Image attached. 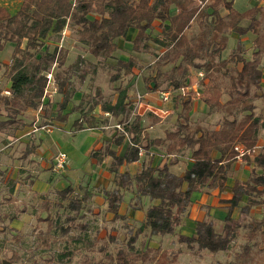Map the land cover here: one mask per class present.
<instances>
[{
	"label": "trees",
	"instance_id": "1",
	"mask_svg": "<svg viewBox=\"0 0 264 264\" xmlns=\"http://www.w3.org/2000/svg\"><path fill=\"white\" fill-rule=\"evenodd\" d=\"M233 1L20 0L15 13L0 6V49L7 42L13 44L6 66L9 94H3L0 87V133L33 125L25 122L23 114L38 108L46 88L45 74L52 68L55 70L56 91L62 95L56 118L65 121L66 114L62 111L67 109L76 93L70 83L71 76L77 74L80 83L84 82L88 74L95 73L98 66L114 57L118 50L117 41L125 39L132 30L136 31L131 40L133 52L149 53V40L163 49L153 63L152 75L145 79L153 84L152 90H159L164 83L175 90L185 87L192 70L203 74V82L211 83L210 91L214 97L203 101L210 114L211 111L221 114L219 124L215 128H207L191 122L192 94L187 97L175 94L172 98L180 100L176 125L174 130L165 132L163 138H151L144 132L142 116L134 115L130 119L133 103L125 88H117V98L111 102L103 100L97 87L92 96L82 95L79 103L71 107V111L79 115L72 123L76 130L98 126L97 117L93 114L95 108H99L102 115L112 117L115 123L123 124L122 130L113 124L110 140L89 153V159L99 163L110 157L108 169L113 174L114 186L102 188L101 192L113 219H125L118 212L123 202L122 191H131L136 203L131 206L134 210L141 209L142 197L156 201L146 208L140 226L129 237V251H133L134 243L144 229L149 236L173 235L188 213L193 192L223 191L232 163L236 160V146L245 151L242 161L249 166V175L245 180L235 179L230 187L231 197L219 200L226 208L220 230H216L212 220L203 218L192 223V234H178L177 239L188 247L195 246L198 251L206 250L213 254L227 251L239 233L240 215L246 216L252 207L264 206V143H258L261 131L264 141V114L256 115L254 104V100L262 95L257 91L261 90L263 74L264 0L244 11H238ZM156 21L160 33L152 37L150 30ZM67 27L76 33L77 42L94 61L78 56L73 64L58 70L65 63L67 50L58 44L50 49L48 39L53 34L55 41L59 42L62 31ZM231 35L236 37L237 44L226 57H222ZM246 35L252 37L250 58L245 57L241 44V37ZM136 65L134 56L126 60L117 59L113 65L116 74L111 80L132 75ZM167 66L169 68L164 70ZM223 95L227 96L225 101L220 100ZM151 116L153 123L160 121V118ZM125 138L128 143L122 152H117L116 148ZM152 147L164 149L168 158L157 165L151 157L148 163L142 162L141 168L134 173L120 171L122 166L140 160V150L148 153ZM184 151L190 154V162L182 173L174 172L172 167ZM57 195L61 200H67L65 207L74 214H67L58 224L53 223L49 216L39 220L48 221L49 231L55 228L63 235L73 229H86L85 224L77 220L84 203L93 194L85 190L80 197L74 187L68 185L57 191ZM235 209H239L238 217L234 216ZM10 219L13 221L16 216L12 215ZM246 226L248 242L243 245L244 254L251 249L249 242L258 235L264 241V215ZM149 252L152 255L147 264H166L164 257L162 261L159 258L158 248L147 247L141 253V259L146 260ZM135 259L128 262L126 250H120L114 257L106 254V260L98 264H136Z\"/></svg>",
	"mask_w": 264,
	"mask_h": 264
},
{
	"label": "rangeland",
	"instance_id": "2",
	"mask_svg": "<svg viewBox=\"0 0 264 264\" xmlns=\"http://www.w3.org/2000/svg\"><path fill=\"white\" fill-rule=\"evenodd\" d=\"M17 1L18 0H0V6L5 7L10 13H15L19 8ZM259 2L260 0H234L233 5L238 11H244ZM246 23L247 21L244 22V24ZM158 25L159 23L156 21L152 30H150L152 37L160 33ZM135 33L136 31H130L125 39L118 40V50L115 52L114 57L106 60L103 65L98 66L95 73L88 74L84 82L80 83L77 74L71 76L70 83L76 93L68 104L67 109L62 111V114H66V119L61 126L62 129H54L56 138L54 139V146L52 147L53 152L58 150V152L65 153L68 162L62 170L55 171L52 161L56 153L50 158V162L48 163L50 167L49 169L46 168V170L48 169V171L52 173L54 179L51 189L45 193H36L33 192L31 186H28L29 184L26 183L27 185L25 187L19 186L16 192H14V190L9 192L10 185L0 183V264H64L67 262L71 264H98L106 260V254H110L114 257L120 250H126L128 262L136 258V264H147L149 263L148 260L152 253H148V258L146 260L140 257L141 253L145 252L147 247L152 249L158 248L160 252V255L158 254L159 258L162 261L164 257L163 262L166 264L264 263V241L262 242V238L259 235L249 242L250 251L247 254L243 253V245L248 242L245 236L248 230L246 225L252 220H260L262 218L264 215L263 205L252 207L249 214L246 216L240 215L241 226L239 228V233L233 239L229 249L224 252L213 254L206 250L198 251L195 246L188 247L184 243H180L177 237L178 234L189 235L193 233V225L187 221L189 219L206 218L212 220L216 230L219 231L226 209L220 210L221 207H216V209L210 210L211 207L206 206L201 208L200 212H193L192 218L188 216V212L179 226L176 227L173 235L152 237L149 236L147 230L144 229L137 237L133 251H129L127 248V241L143 220L141 219V212L131 209V206L136 205L132 198L131 191H122L124 201L119 214L125 216V219L118 218L114 220L112 215L108 213L106 205L94 199L96 195L103 197V195H101L102 186H96L93 178L91 179L93 173L90 169L93 170V167L88 165L91 159H89V156L85 153L97 132L81 131L75 132L74 135L71 134V131L74 129L72 123L79 116L77 112L71 111V107L79 103L81 96H92L95 89L98 87L101 90L103 100L114 102L118 94L117 88H125L127 89L129 99L133 101L136 92H140L144 96L143 101L149 102L152 107H160L167 112V115L160 118V121L157 123L152 122L153 117L151 115L153 114L150 115V113L145 112V115L142 116V124L145 127L144 132L151 138H156L158 136L163 138L165 132L174 130L176 116L180 110V105L178 104L180 100H176L175 98H171L168 102H161L159 100V91L167 90L170 87H166L164 83L159 90L154 91L152 90L153 84L145 81L146 78L152 75L153 63L156 56L163 49L149 40L148 44L151 47L149 53L133 52L131 50V40ZM55 39V35H50L48 39V46L50 49L58 44L63 49L67 50L65 63L58 70L65 69L73 64L78 56L83 57L85 60L94 61V59L87 54L85 48L77 42V35L72 29L68 27L65 28L62 31L59 42H56ZM251 40L252 37L250 35L241 37L244 55L247 58L251 56ZM236 42V37L234 38V36L231 35L228 40L227 49L223 51L222 57H226L235 48ZM12 51L13 44L10 42L5 43L2 49H0V87L2 89L8 85L6 66L10 61ZM129 56H134L137 60V65L133 70V74L122 76L118 80L112 81L111 77L116 74L113 68V65L116 64V60H126ZM84 64L86 65V63ZM261 67L263 73L261 90L257 91V93L262 95L254 100L256 115L264 114V58L261 60ZM168 68L169 66L164 67V70ZM54 71L55 70L52 69L53 77ZM191 72L188 83L193 84L196 82V89L198 88L199 94L197 95L195 92L191 91L193 106L190 121L198 122L207 128H215L221 120V114L211 111L210 115L209 109L203 101L204 98L212 99L214 97L213 93L210 91L211 83L207 80L203 82L202 79H200V75L195 70ZM53 85L56 88L55 83H53ZM46 92V97L40 100L39 106L35 109V112L27 115L26 113L23 114L25 121H31L33 124L41 125L51 124V121L56 119L57 107L58 103L61 101L62 95L53 90L52 86L48 87ZM188 95L189 94L185 96L187 97ZM226 99V95L220 98L221 101H225ZM84 107L87 108V104H85ZM93 114L97 117V121L99 122L97 123V128H100L102 124L108 125V129L102 131H108L107 135L111 136L113 133L111 126L115 123V120L109 115H101L96 108ZM132 117L131 115L130 119H132ZM53 123L55 124V120ZM151 125L155 127L150 131H146ZM75 130L76 129H74V131ZM259 138L258 143L262 145L264 143L263 131L260 132ZM48 143L51 144L52 140L48 139ZM127 143L128 140H126L125 145ZM125 145L116 148V151L122 152ZM10 147H13V145ZM150 150L151 151L148 153H140L141 162L138 161L137 169L134 165H131L128 167L129 172L134 173L141 168L142 162L148 163V159H150L148 154H150V152H154L153 154H159L160 156L155 160L152 156L154 164L158 165L165 158H168L165 155L164 149L160 147H152ZM255 150L258 151L259 149L255 148ZM19 154L20 152H18L17 155L6 154L1 156L2 154H0V163L9 167H15L16 157L19 156ZM145 154H147V158ZM187 154H189L187 151L181 154V161L178 160V163L172 167L174 172L186 167ZM235 159L239 161V165L235 171H240V176L242 178H247L249 172L246 168H249V166L242 161V157H235ZM17 160H20V158ZM21 166L24 165L21 164ZM31 167H35L34 170H36V172L39 171L38 165H32ZM234 169L235 167L231 166L229 176L233 175L232 172ZM68 185L74 187L75 192L80 197L84 195L87 189L91 190L95 195L84 203V207L79 213V218L77 220V222L85 224L86 229H73L67 235H63L55 228L49 231L48 221L39 219H44L46 216H49V218L53 220V223L57 222L58 224L62 222L67 214H74L66 209L65 205L67 204V200H61L57 195V191ZM112 186L113 184L111 182L110 187ZM200 196L201 193L195 191L191 194V200L193 202L197 201ZM244 202L245 198L242 204H244ZM142 204L143 206L149 205L147 200L142 202ZM238 212L239 209H235V217L239 216ZM12 215L16 216V219L13 221L10 219ZM110 237H112V239H110ZM253 242H258L259 244L254 245ZM258 249L259 252L257 251ZM113 264H115V262H113Z\"/></svg>",
	"mask_w": 264,
	"mask_h": 264
},
{
	"label": "crops",
	"instance_id": "3",
	"mask_svg": "<svg viewBox=\"0 0 264 264\" xmlns=\"http://www.w3.org/2000/svg\"><path fill=\"white\" fill-rule=\"evenodd\" d=\"M17 2L20 5V0H18ZM132 32H133V30H132ZM5 88L8 89V85ZM96 109L98 112H100L99 108H96ZM33 112H35V110L30 109V110H28L26 115L29 113H33ZM102 114L103 113H101V115ZM54 120H55V124L53 123ZM54 120L51 121V124L54 125V128L50 132H46L43 130L31 132L32 126L26 125L22 129L9 130V131H5V132L0 133V154H2L1 156L6 155V154H16L17 155L18 152H20L19 156L16 157V163H15L16 166L15 167H12V166L9 167L5 164L0 163V183L9 184L10 185V187H9L10 191L9 192H11L12 190H14V192H16V190H18L19 186L25 187L27 184H29L28 186H31V189L33 190V192H36V193L37 192L38 193H45L51 189L54 179H53L52 173L50 171H48V169L50 167V165L48 163L50 162V158L53 157V155L58 152V150L55 152H53V150H52V147L54 146V139L56 138V136L54 135V131H55L54 129L55 128L56 129H62L61 126L65 122V121L59 120L58 118H56ZM25 122H27V121H25ZM28 123H31V121L27 122V124ZM154 127L155 126L151 125V127L147 128L146 131H150ZM104 129H108V125L104 124V125L100 126V128L95 127V128L75 130V131L73 129V131H71V134L74 135L75 132H81V131H91L92 133L97 132L95 134L94 139L90 143L88 150L85 153L87 156H89V153L92 150H97V149L101 148L105 144L106 141L110 140L111 136L107 135L108 131H106V132L102 131ZM48 139L52 140L51 144L48 143ZM126 140H128V139H124L122 145L117 147V148L123 147L125 145ZM12 145H13V147H10ZM9 151H11V152H9ZM153 153L154 152H150V154H148L150 156V158L153 156V159L155 160L156 158L160 157L159 154H153ZM73 154H75V153H73ZM145 157L147 158V154H145ZM18 158H20V160H17ZM178 158L181 161L182 156L179 155ZM186 158H187L186 159L187 163L189 164L190 154H187ZM139 161L141 162V160H139ZM109 163H110V157H105L100 163L96 162L94 160H91V162H89L88 165L93 167V170L90 169V171L93 173L91 179L93 178L96 186L101 185L102 188L104 187L106 189H110L114 186L113 185L112 187H110V184H111L112 178H113V174L109 172V169H108ZM137 163L138 162H136L134 164H130V165H124L120 168V171H129L128 167L131 165H134V167L137 169ZM21 164H23L24 166H21ZM32 165H38L39 171H41V172H39V171L36 172V170H34L35 167H31ZM238 165H239V161H237V160L234 162V164H232V166H234L235 169L232 172L233 175H230L228 177V179L226 181V187L223 191H219L218 189H213L210 191H201L200 192L201 193L200 198L197 201H194V202L191 201V204L188 208V212H189L188 216L189 217H191L193 215V212H197V211L200 212L201 208L206 207V206H210L211 207L210 210H214V209H216V207L217 208L221 207L220 210L226 209L225 204H221L219 202V200L220 199L226 200V199H229L231 197L230 187L232 186L235 179H241V180L246 179V178H242L240 176V171L239 172L235 171L236 168L238 167ZM90 166H89V168H90ZM46 168H48V169L46 170ZM184 168L178 170V172L182 173ZM23 169H25V170H23ZM246 169L249 172V168L247 167ZM130 173H132V172H130ZM87 190L93 194L92 197L95 195L91 190H89V189H87ZM101 195H102V192H101ZM94 199L96 201H101V203L106 205V200H105L104 196L102 197V196L96 195V196H94ZM145 200L148 201L149 205L156 203V201L149 200L147 197H142L141 209L134 210L131 207V209L133 211L141 212V214H142L141 219H144V212H145L146 208L149 206V205H146L147 207L143 206L142 202H144ZM122 204H123V202L121 203V205L119 207V211H118L119 213H120V209H121ZM201 219H203V218H201ZM201 219L200 218L199 219H189L187 221H189V223H193V222H195L197 220H201ZM152 237H155V236H152Z\"/></svg>",
	"mask_w": 264,
	"mask_h": 264
},
{
	"label": "built area",
	"instance_id": "4",
	"mask_svg": "<svg viewBox=\"0 0 264 264\" xmlns=\"http://www.w3.org/2000/svg\"><path fill=\"white\" fill-rule=\"evenodd\" d=\"M198 74L200 75V79H202L203 74L201 72ZM45 76H46L47 81H46V88L44 91L43 98L46 97V94H47L46 91H47L48 87L52 86L53 90L56 91V88L53 85L54 77H53L52 70L46 72ZM196 85H197L196 82L193 84L187 83V85L185 87H181V88L176 89V90L169 88L167 90L159 91V100L161 102H168L172 98V96H174L175 94H181V95L185 96L187 94H190L191 91L195 92L198 95L199 90H198V88L196 89V87H197ZM2 93L5 95H8L9 91H8V89L4 88L2 90ZM143 100H144L143 94H141L140 92H136V94L133 97V101H132V103H133V110L131 113L132 116H134V115L143 116V115H145V112L156 115L159 118H163L164 115H167L166 110H162L160 107H158V108L152 107V105H150L149 102H145ZM122 125H123L122 123H114V127H116L119 130H122ZM53 128H54V126L51 124H41V125L33 124L31 127V132H36L39 130L50 132ZM257 148H258V146H257ZM235 150L237 152V155L235 156L236 158H241L245 153L244 149L240 146H236ZM142 152L143 151L140 150V153H142ZM67 162H68L67 161V155L63 152H57L56 155L53 157V161H52L53 169L55 171L62 170L66 166Z\"/></svg>",
	"mask_w": 264,
	"mask_h": 264
}]
</instances>
